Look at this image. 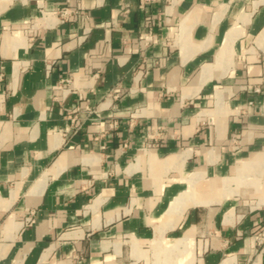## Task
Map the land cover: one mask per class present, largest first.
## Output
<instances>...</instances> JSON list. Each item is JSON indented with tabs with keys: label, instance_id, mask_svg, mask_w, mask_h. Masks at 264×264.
Returning a JSON list of instances; mask_svg holds the SVG:
<instances>
[{
	"label": "crops",
	"instance_id": "obj_1",
	"mask_svg": "<svg viewBox=\"0 0 264 264\" xmlns=\"http://www.w3.org/2000/svg\"><path fill=\"white\" fill-rule=\"evenodd\" d=\"M0 264H264V0H0Z\"/></svg>",
	"mask_w": 264,
	"mask_h": 264
},
{
	"label": "built area",
	"instance_id": "obj_2",
	"mask_svg": "<svg viewBox=\"0 0 264 264\" xmlns=\"http://www.w3.org/2000/svg\"><path fill=\"white\" fill-rule=\"evenodd\" d=\"M73 15H74L73 11H71L69 8H64V9L60 10V12H59V17H60V20L62 22L66 21L68 19H71L73 17ZM143 42H144V46H147L149 40L146 39V38H143ZM119 93H120V90L119 89H116L115 90V96L114 97L117 98ZM84 109H85V111L88 114H92L93 113V111L90 110L89 108H84ZM114 125H116V124H114Z\"/></svg>",
	"mask_w": 264,
	"mask_h": 264
}]
</instances>
